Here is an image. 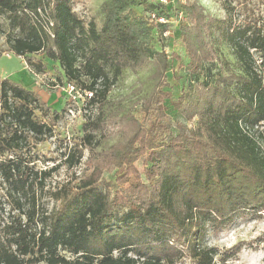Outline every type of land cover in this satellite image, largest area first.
<instances>
[{"label":"trees","instance_id":"trees-1","mask_svg":"<svg viewBox=\"0 0 264 264\" xmlns=\"http://www.w3.org/2000/svg\"><path fill=\"white\" fill-rule=\"evenodd\" d=\"M185 1L140 0V16L134 0H110L100 25L85 20L72 0H0L9 52L35 74L46 69L35 58L43 54L58 66L62 85L93 92L81 138L97 162L88 177L54 192L58 207L39 203L37 187L52 170H34L22 150L30 136L53 135L37 110L57 121L66 106L53 110L35 91L0 79V264H228L225 257L239 253L242 244L220 255L208 235L264 214V13L248 0H222L220 17ZM176 23L188 58L178 68L189 74L178 97L168 71L182 56L156 48ZM149 65L152 86L138 117L109 92L125 70ZM101 144L110 145L99 150ZM83 156L77 145L65 163L73 167ZM106 173L111 178L100 181Z\"/></svg>","mask_w":264,"mask_h":264},{"label":"rangeland","instance_id":"rangeland-1","mask_svg":"<svg viewBox=\"0 0 264 264\" xmlns=\"http://www.w3.org/2000/svg\"><path fill=\"white\" fill-rule=\"evenodd\" d=\"M108 1L110 0H72V4L85 20L95 19L101 25L105 19L103 4ZM176 1L178 2V0ZM188 1L198 2L205 7L206 11L214 15L223 17L225 14L222 0H186L185 2L187 3ZM243 3H247L256 14L263 16L264 4L261 0H248L243 1ZM132 6L138 15L141 16L142 6L140 0H134ZM238 6L241 8L243 4ZM244 15L243 11L239 12L237 23H241L244 20ZM2 18L4 22L2 23V28H4L5 33L0 32V51L2 52L0 56V79H9L15 84L35 91L53 110L60 111L66 106L65 114L57 121H53L50 116L44 115L37 110V117L53 126V135L46 137L42 141H37L30 136L22 150L24 158L30 160L29 165L33 166L34 170H52L46 179L44 188L37 187L40 195L39 203L51 210L58 207L61 202L60 199L54 197V192L64 184L70 183L71 186H75L80 179L88 177L93 172V167L97 164L95 156H93V161L89 160L91 152L86 148L87 144H84L81 138L83 135L81 126L86 118L82 114L85 111L80 112L83 110L81 107L85 103L81 101L67 103L64 91L66 83L64 85L60 83L57 79V74H59L58 66L45 55L38 54L35 56V58L41 59L46 64V69L43 73L35 74L24 58L9 52V46L6 42L9 26L6 19ZM263 19L264 17H262L261 21ZM176 25L177 23L169 24L168 27L171 28L170 34L166 35L168 37H165L166 39L161 40L156 45V48L159 50L164 49L166 53L169 52L168 54L173 50L182 56L181 61H175L173 68L168 71V81L174 97L180 95L182 84H187L189 80L187 69L183 65L182 68H178V63H186L188 58L185 55L183 43L176 40ZM224 51L228 53L227 47L224 48ZM259 62L264 76V62L262 63L261 60ZM153 72V65H149L138 72H133L129 69L125 70L109 92V97L115 101L117 107H122L125 112L130 111L140 117L141 100L152 86L151 74ZM99 111L100 106H94L92 109L93 117H96ZM169 113L175 117L176 111L171 110ZM113 141L110 140L109 143ZM77 145L82 146L84 156L80 164L70 167L65 163L66 154L70 152L72 147ZM109 145L101 144L98 148L100 150V148L108 147ZM135 166L139 172H143V162L138 160L135 162ZM103 178H111V174L102 175L100 181ZM4 193L5 186L1 184L0 177V195H4ZM208 240L219 250L220 255L225 254L226 251L231 250L237 244H242L239 253L235 257H225L228 264H264V214L262 213L261 216L255 218L248 215L239 218L231 228L219 234L211 231L208 235ZM219 258H222V256L217 257V260ZM178 264H192V262L187 259L180 261Z\"/></svg>","mask_w":264,"mask_h":264},{"label":"built area","instance_id":"built-area-1","mask_svg":"<svg viewBox=\"0 0 264 264\" xmlns=\"http://www.w3.org/2000/svg\"><path fill=\"white\" fill-rule=\"evenodd\" d=\"M160 2L163 4H169L170 0H160ZM151 17L152 19H155L159 23H162V24L169 23V20L164 15H157L156 13H152ZM169 34L170 32L167 31L166 35H169ZM65 85L66 86L64 87V91H65L67 103L79 102V101L84 102L85 105L81 107L83 108V110L80 113L85 111L84 108L86 107V102L93 96V92L88 91V90H82V88L77 87L75 84H72V83L66 82ZM70 111L72 112L71 109Z\"/></svg>","mask_w":264,"mask_h":264}]
</instances>
